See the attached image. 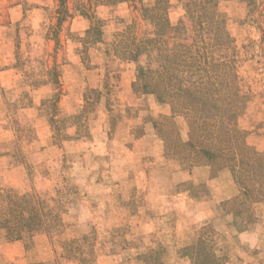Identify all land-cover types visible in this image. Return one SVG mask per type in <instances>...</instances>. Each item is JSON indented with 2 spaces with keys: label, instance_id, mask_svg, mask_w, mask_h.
Instances as JSON below:
<instances>
[{
  "label": "rangeland",
  "instance_id": "1",
  "mask_svg": "<svg viewBox=\"0 0 264 264\" xmlns=\"http://www.w3.org/2000/svg\"><path fill=\"white\" fill-rule=\"evenodd\" d=\"M159 2L199 37L185 88L235 112L236 164L264 156V0H0V264H264V194L236 182L264 177L195 157L158 50L134 59Z\"/></svg>",
  "mask_w": 264,
  "mask_h": 264
},
{
  "label": "trees",
  "instance_id": "2",
  "mask_svg": "<svg viewBox=\"0 0 264 264\" xmlns=\"http://www.w3.org/2000/svg\"><path fill=\"white\" fill-rule=\"evenodd\" d=\"M189 1L187 10L190 19H194L196 15L201 18L198 6H201L204 10L215 0ZM248 1L249 5L253 4V0ZM161 2L157 3L153 8H143L145 19L151 21V30L148 37L146 36L143 41L141 40L137 44V54H135L134 59L142 55L145 52L143 50H148V48L158 50V57L163 62V67L162 71L152 72V74L156 75L153 79L158 82L156 86L163 90V94L176 86L177 93L170 97L169 102L182 109L184 108L187 115L190 116L189 139L186 145L193 150L195 157L198 159L200 157L204 158L207 163L209 162L212 165L220 163L221 166L219 167L221 169L230 168L235 177L240 173L244 174L245 168L254 167L256 174L259 171L260 178H263L264 156L258 158L257 156L251 157L250 155L252 154L248 151L242 153V159L236 164L237 157L234 153V136L231 135L230 129V123L235 117V112L230 113V108L219 107V101L215 97H205L204 95L208 93H205L206 89L197 85L195 86V83L190 88H185L184 84L186 80L183 75L188 73L193 67L189 66V64L198 62L197 56L200 55V43L196 41L199 37L197 36L192 39L193 24L191 29L184 27V23H182L183 25L181 24V27H173L166 19L161 16L159 17L157 12L162 8ZM191 41L196 43L195 46L197 48L195 52H193V47L190 45ZM144 74L145 71L140 69L139 77H143ZM252 158L253 162L249 163ZM237 169L241 172H237ZM250 180V173L246 176L241 175L240 177H236V182L241 188V194L247 198L255 195V193L263 195L264 188H258L256 184L251 187L248 184ZM235 202L240 205L241 199L238 198L233 203ZM201 257V261L204 264L205 257L204 255Z\"/></svg>",
  "mask_w": 264,
  "mask_h": 264
}]
</instances>
